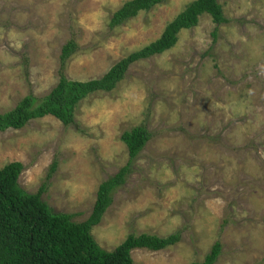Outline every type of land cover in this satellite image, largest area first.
Returning a JSON list of instances; mask_svg holds the SVG:
<instances>
[{
    "label": "rangeland",
    "instance_id": "374dc122",
    "mask_svg": "<svg viewBox=\"0 0 264 264\" xmlns=\"http://www.w3.org/2000/svg\"><path fill=\"white\" fill-rule=\"evenodd\" d=\"M126 1L0 0V113L50 92L70 39L79 47L67 76L97 78L159 38L194 0H164L111 26ZM218 3L227 22L203 13L172 48L81 100L73 123L47 115L0 131V168L22 162L21 187L44 186L49 207L77 222L91 214L99 185L127 167L91 230L99 245L111 251L129 234L180 233L164 249H133L134 264L202 262L218 241L214 264H264V0ZM138 125L151 137L131 159L121 135Z\"/></svg>",
    "mask_w": 264,
    "mask_h": 264
},
{
    "label": "trees",
    "instance_id": "16d2710c",
    "mask_svg": "<svg viewBox=\"0 0 264 264\" xmlns=\"http://www.w3.org/2000/svg\"><path fill=\"white\" fill-rule=\"evenodd\" d=\"M163 1L127 0L114 12L110 25H121L140 11L151 10ZM203 13L210 14L217 23L228 21L218 0H194L165 26L159 38L121 58L102 76L88 80L71 79L66 74L68 61L79 47L70 39L62 47L57 84L41 96L29 93L12 110L0 113V131L23 128L32 119L47 115L58 118L65 125L73 123L81 100L97 91L113 90L133 63L172 48L179 33L196 26ZM150 137L145 125L135 126L121 135L131 159L138 156ZM55 166L56 162L52 170ZM23 170L24 164L20 161L0 168V264H134L133 249L161 250L180 239L179 232L167 237L129 234L111 251L95 240L91 230L113 204L115 190L126 182L127 167L99 185L91 214L80 222L75 221L71 213L54 212L42 199L44 186L37 192L22 188L19 177ZM221 249L218 241L204 261L191 264H214Z\"/></svg>",
    "mask_w": 264,
    "mask_h": 264
}]
</instances>
